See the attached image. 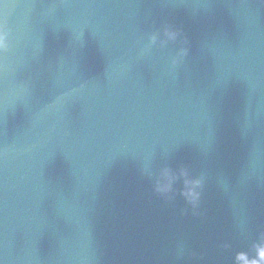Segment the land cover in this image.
<instances>
[{
	"label": "water",
	"instance_id": "1",
	"mask_svg": "<svg viewBox=\"0 0 264 264\" xmlns=\"http://www.w3.org/2000/svg\"><path fill=\"white\" fill-rule=\"evenodd\" d=\"M6 2L0 264L254 256L264 233V0ZM165 25L181 40L151 43ZM164 167L171 198L155 187ZM181 169L204 178L196 207Z\"/></svg>",
	"mask_w": 264,
	"mask_h": 264
},
{
	"label": "clouds",
	"instance_id": "2",
	"mask_svg": "<svg viewBox=\"0 0 264 264\" xmlns=\"http://www.w3.org/2000/svg\"><path fill=\"white\" fill-rule=\"evenodd\" d=\"M11 8L13 7L8 6L6 0H0V54L8 53L12 48V27L9 23V10ZM181 38L182 30L172 25H165L162 33L154 32L149 37L151 43L156 44L158 42L161 47L167 46L170 42L176 43ZM184 41L186 42V38H184ZM187 54L188 49L186 47L180 48L176 55L172 57L171 63L173 65L181 63ZM0 68L6 71L9 68L8 62L0 65ZM181 174L185 177V187L182 194L193 207H196L200 202L204 178L202 176L189 177L187 169H181ZM174 179L175 175L170 168H162L155 178L156 190L171 198ZM225 247H228V245H225ZM252 248L255 251V255L252 257L243 251L236 254L237 264H264V233H261L253 242Z\"/></svg>",
	"mask_w": 264,
	"mask_h": 264
}]
</instances>
